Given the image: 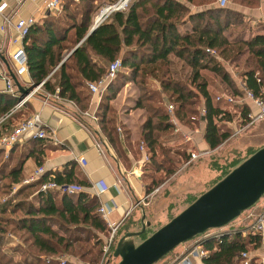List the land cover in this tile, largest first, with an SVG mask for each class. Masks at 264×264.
<instances>
[{
  "label": "trees",
  "instance_id": "1",
  "mask_svg": "<svg viewBox=\"0 0 264 264\" xmlns=\"http://www.w3.org/2000/svg\"><path fill=\"white\" fill-rule=\"evenodd\" d=\"M184 1L201 8L190 12L187 5L180 0H130L127 7L111 12L86 36L85 26L77 28L74 42L83 39L68 58L83 78L95 81L104 74L105 68L91 63L90 53L104 58L108 63L117 59L123 48L120 56L121 70H125L127 74L120 70L121 72L118 71L110 81L107 93L99 105L101 111L95 113L96 124L107 138L113 139L115 125L111 116H106L108 100L126 79L131 80L139 92L136 106L146 111L141 140L150 152V163H157L154 158L156 150L163 155V165L158 164L155 167L158 169L163 166L166 175L174 171L175 157L174 160L168 157V150L162 147L157 139L160 134L172 130V124L156 91L146 92V78L158 82L166 102L173 104L174 115L180 125L189 126L197 123L200 118L203 120V139L210 149L229 136V128L224 129L223 124L231 120V115L222 107L228 103L215 99V95L207 90V83H211V80L208 81L200 71L206 69L212 72L219 83L227 85L234 94L240 96L242 91L222 63L237 61L246 53L244 63L247 65L242 73L245 88L254 95H261L264 87V33L241 39L234 36L233 29H229L241 24L244 26L241 13L217 5L212 6L214 0ZM235 1L242 5L255 3V0ZM185 20L190 24L189 31L178 32L177 26ZM33 27L36 26L29 27L22 40V47L26 70L32 85H35L59 62L62 45H59V41L49 29L46 31L48 41L37 44L30 38ZM54 45L56 50H52ZM206 49L213 50L215 55L208 53ZM170 56L176 57L189 68L185 78L173 76ZM66 65L63 62L57 67V78L54 82H51L49 77L44 80L43 89L54 93L56 86L57 96L81 103L86 96L75 90L65 71ZM215 87L216 90L219 89ZM199 101L200 109H203L202 115H199V109L196 107ZM248 108L246 102L240 103V121L244 122ZM4 110L0 108V116L7 112ZM10 115L0 121V133L11 129L5 127L10 121ZM14 147L5 158L1 157L0 150V180H9L7 185H0L1 195L8 193L4 190H8V187L22 179L20 172L25 151L17 154ZM177 155L182 156V159L188 158L184 151H177L173 156ZM176 162H179V159ZM45 180L47 175L42 174L30 183L20 184L10 197L0 201V264H59L56 260L45 259L58 257L56 254L67 250H74L79 257L85 258L92 256L94 250L99 252L97 247L102 241L96 238L95 231L103 232L106 226L97 209L94 211L96 204L93 198L80 193L81 190L70 193L57 190L61 193L57 198L54 192H51L54 189L39 190V185ZM48 180L81 187L66 176L55 174ZM10 234L16 236L23 244L20 250L23 258L18 261L2 249L5 237ZM259 244V234L241 236L239 232L232 233L224 236L220 242H204L203 247L207 254L202 260L206 264H233L240 251L255 249ZM33 259L40 262H33ZM86 262H89V259H86Z\"/></svg>",
  "mask_w": 264,
  "mask_h": 264
},
{
  "label": "crops",
  "instance_id": "2",
  "mask_svg": "<svg viewBox=\"0 0 264 264\" xmlns=\"http://www.w3.org/2000/svg\"><path fill=\"white\" fill-rule=\"evenodd\" d=\"M43 1L0 0V4H2L0 9V108H4L5 112L7 111L0 117L11 114L10 118L8 117L10 121L5 126L8 129L23 118L38 114L45 132L50 136L37 140L25 138L8 149H0L5 156L13 146H15L14 151L17 154L25 151L20 172L22 179L16 185L19 186L20 184L32 182L23 183L25 178H28L35 168L41 166L44 170L43 175H47V179L56 174L66 176L71 182L79 183L81 185L80 193L92 197L95 201L96 207L94 211L100 205L110 209L107 215L109 222L118 223L120 227L124 225L133 227L136 225V222L148 225L149 214L161 211L173 198L170 197V194L167 196L163 195V197L157 196L156 193V195L154 193L152 195L147 194L151 189L160 184L157 183V180L165 174L163 166H159L158 169L155 167L158 164L163 165L162 161L164 157L156 150L154 158H156L157 163H150V157L145 162L140 160L141 152L137 145L141 140V128L145 119V111L143 108L136 106L137 89L131 80L126 79L108 100L106 116H111L113 119L115 130L113 139L107 138L105 133L96 124L95 113L101 109L99 105L101 104L102 97L107 93L109 83L99 92L90 93L86 83L92 80L83 78L76 71L73 63L68 60L71 52L83 39L74 42L75 30L81 28V26H85L87 28L86 36L98 16L99 12L97 13L95 10L91 14V8L88 6L93 5V9H95L97 2H99V5H97L99 7L101 4L105 5V2L111 1L110 3H112L115 0H83V2L87 3L88 6L85 9L88 10L83 9L82 12H75V7L81 0L78 2L62 0L58 9L53 11H46L43 7ZM180 1L187 5L190 12L200 10L201 8L200 6L191 5L184 0ZM211 5L215 6V3H211ZM233 10L241 13L244 22V27L240 32L233 33L234 36L247 39L254 34L264 33V0H255V3L249 7L239 6ZM83 12L85 17L82 19ZM29 16L34 19L33 26H36L30 32L32 40L36 41L37 44L48 41L46 31L49 29L59 41V45H62L59 62L56 66L49 69L47 75L35 85H32L33 83L29 78L27 70L21 75H15L14 65L10 60V54L18 45L17 42H12V39L16 37L13 22L18 18H27ZM189 29L190 24L186 20L177 26V31L181 33L189 31ZM56 49L54 45L52 50ZM122 52L123 48L118 53L117 59L120 60ZM170 58L173 76L185 78L189 68L176 57L170 56ZM63 62L67 64L65 71L74 84L75 90L81 91L86 96V99L81 103H75L68 98L57 96L56 86L54 93H49L43 89L42 83L45 79L49 77L51 82L55 81L57 78L56 69ZM90 62L100 68H105L107 64L104 58L93 53H90ZM232 63H235V61ZM233 68L237 70L235 67ZM245 69L246 66L244 64V68L237 70L241 78ZM120 70L121 68L119 72L124 71V74H127L125 70ZM200 74L206 77L208 81H212L211 83L208 82L206 86L209 92L214 94L219 91L216 90L215 86L219 88L222 84L214 81V77H217L212 72L202 69ZM3 77L11 79L14 93H10L5 89ZM148 80L151 82L150 85L154 87V91L158 94V98L163 101L164 107L166 98L160 90L158 82L152 78H148ZM18 87L26 91L34 87L36 88L35 93L29 96L22 105L14 107L19 97L23 95L18 90ZM262 92H264V87L262 88ZM248 106L250 107L249 104ZM196 107L197 109L201 108V101L198 102ZM203 123V120L200 118L197 123L189 124V126L179 124L181 128L179 134H174L170 130L168 133L160 134L158 137V143L168 150V157L170 156L173 160V157H175V161L173 162L175 167H178L179 163L183 160L180 158L182 156H173L177 151L179 153L184 151L188 157L189 152L194 149L210 150L203 139ZM184 135H186V139ZM81 157L84 159V163L79 161ZM176 159H179V162H176ZM183 176L184 174L180 173L176 177L174 186L178 185L179 182H183ZM193 178L195 180V187H198V185L201 187V183L203 186L213 181L211 180L213 173L204 171L199 175H193ZM174 186L172 190L175 188ZM180 186L183 185L181 184ZM161 188H159V191H161ZM167 189H170V186ZM191 191H189L190 193L188 192L190 195L192 194ZM51 192H54L57 198L61 196V193L57 190ZM193 196L196 197L194 194ZM263 209L264 195L247 212L257 214ZM107 229L106 226L105 230L107 231ZM105 230L103 232L95 231L96 238H100V242L106 235ZM127 231L132 230L126 228L123 230V233ZM100 244H98V249L100 248ZM21 248H23V244L16 236L10 234L5 237L2 249L15 261L23 258L22 252H20ZM26 257H29V255H26Z\"/></svg>",
  "mask_w": 264,
  "mask_h": 264
},
{
  "label": "built area",
  "instance_id": "3",
  "mask_svg": "<svg viewBox=\"0 0 264 264\" xmlns=\"http://www.w3.org/2000/svg\"><path fill=\"white\" fill-rule=\"evenodd\" d=\"M62 0H44L43 7L46 11H53L58 9ZM72 2H78L79 0H71ZM129 0H115L112 3L105 5L98 13V16L94 20V24L98 25L101 23L105 17L117 10H123L127 7ZM217 6L225 7L227 5V0H216ZM2 4H0L1 9ZM34 19L29 16L27 18H18L13 22V28L16 33V37L12 39L13 43H18L17 47L14 51L10 54V60L14 65V74L21 75L26 71L25 65V55L22 48V40L28 32V29L31 25H33ZM206 51L212 55H215L213 50L206 49ZM227 71L232 76V78L237 82L238 87L242 91V95L238 96L237 100L241 103H248L250 107L246 112L245 119L243 122V126L252 124L264 118V92L261 95H254L249 89L245 88L242 78L238 75L237 71H235L230 65H227ZM121 68V63L119 59H114L110 61L105 66L104 74L96 81H90L86 83L87 89L90 93L99 92L106 86L107 83H110L112 79L115 77L119 69ZM1 74V73H0ZM4 79L5 89L10 92L14 93V88L12 85V81L9 78ZM35 88L26 91L25 94L21 95L14 105V107H18L22 105L25 100L35 93ZM235 98V97H234ZM232 96L220 94L215 97V99H222L226 103H233L235 101ZM237 100L235 102H237ZM165 105V111L168 116L169 122L172 124V132L174 134L180 133V126L175 118L174 115V106L172 103L167 102ZM203 114V109H199V115ZM5 118V115L0 117V121ZM242 126V127H243ZM241 127V126H240ZM239 127V128H240ZM239 129L234 130V133L238 132ZM46 137H50L45 132V129L42 125V122L39 119L38 114L31 115L21 121H19L15 126L11 127L5 133H0V149H8L13 144L25 139V138H33V139H43ZM186 139V135H184ZM97 148V147H96ZM139 151L141 152V161L145 162L149 160V151L147 147L140 143L138 147ZM208 152L204 150L199 153H194L193 151L189 152V156L187 160H185L184 164H187L192 159L196 158L200 154H205ZM81 163H84V159L81 157L79 158ZM44 173L43 167L35 168L30 176L24 180V182L34 181L38 179ZM48 189L58 190L60 192H74L80 191L81 187L77 185H67V184H57L51 180H45L41 182L39 185V190L45 191ZM110 209L100 205L97 208V213L99 216L104 220L107 226V233L100 244V252L102 255L110 253L111 247L115 244V232L117 231L118 223L109 222L107 220V215L109 214ZM245 218H248L249 221L245 222L242 227L238 228L233 227L229 229V225H225L219 228H212L204 231L201 234H198L197 238L192 242L188 251L180 256V258L176 261V264H206L202 259L206 257L207 250L203 247L204 242L208 240H213L215 242H220V240L229 234L239 232L241 236H245L247 234H259L260 235V244L255 249L250 250H243L236 257V261L233 264H264V209L257 214H253L251 212H247ZM112 253V252H111ZM110 253V255H111ZM56 260L59 264H65L69 258L67 259L65 256L61 255L58 257H48L45 259L46 261L49 260Z\"/></svg>",
  "mask_w": 264,
  "mask_h": 264
},
{
  "label": "rangeland",
  "instance_id": "4",
  "mask_svg": "<svg viewBox=\"0 0 264 264\" xmlns=\"http://www.w3.org/2000/svg\"><path fill=\"white\" fill-rule=\"evenodd\" d=\"M110 2L111 1L105 2L106 3L105 5L109 4ZM205 2H207V1H205ZM78 3H77V6L75 7V9H76L75 12H77V11L82 12L83 9L88 10V9H85L88 6L85 1L83 2V0H81V2L79 4ZM214 3H215V5H217L216 0H214V2H212V4H214ZM97 5H99V2H97ZM97 5L95 4V7H96L95 9H93V5L88 6L89 8H91V12H92L91 14H93V12H95V10L98 13L105 6V5L101 4L98 7ZM251 5H242V4L237 3V1H235V0H227V5L224 8L235 9L239 6L249 7ZM82 14H83L82 19H83L85 17V14H84V12ZM73 21L75 22V20H73ZM242 27H244V26L241 24L235 28L232 27L229 29H233L232 30L233 33L236 34V33H238L239 29H241ZM246 57H247V54H244V55L240 56L239 59L237 61H235V63H231L229 61H223L222 64L225 67V69H227L226 66L229 64L232 68L235 67L237 70H240V69L244 68V64H245L244 59ZM218 58L221 59L220 57H218ZM246 65L247 64H245V66ZM237 70H235V71H237ZM214 81L217 83L218 79L214 77ZM215 82H213V84H215ZM150 83L151 82L148 79H146V81H145L146 92H147V90L152 91V92L154 91V87L151 86ZM135 87H136V85H135ZM136 89H137V87H136ZM218 90L219 91L214 93V94H216L215 97L217 95L224 94V95H230L233 98L235 97L234 98L235 101L237 100V98H239L238 95L234 94L225 84H222V86H219ZM138 94H139V92L137 89V95ZM235 101L233 103H228L226 105H222V107L226 108L227 111L231 115V120L223 124L224 129L229 128V131H230L229 136L223 142H221L219 145H217L214 149H210V150L204 149V150H207L208 152H206L205 154L198 155L196 158L192 159L187 164H184L185 160H187V159H183L179 163V166L175 167L172 175H170L171 173L168 175H166V174L162 175L160 177V179L157 180L158 181L157 183H160V184L158 186L154 187L153 189H151L147 193V194H151V195L153 193L154 194L156 193L157 196L159 195L161 197H163V195L167 196L170 194V197L173 199L170 200L167 203V205L165 206V208L162 209L161 211H156V213L151 212L149 214V217H148L149 218V221H148L149 224L145 225V223H142L144 225V231L141 234L133 236L130 238L134 244L139 243L142 239H144L145 237L150 235L154 230H156L158 227H160L161 225L166 223L172 216L176 215L180 210H182L188 203H190L195 198V196H193V194L196 195V197H197L201 192L206 190L208 188V186H210L211 182H214V181L218 180L219 178H221L226 172H228L231 168H233L238 163H240L243 159L248 157L253 151H255L257 148L264 145V118L262 120L254 122L252 124L243 126L244 125L243 122L240 121V119H239V115H240L239 106H240L241 102H239V100H237V102H235ZM164 109H165V105H164ZM145 115H146V111H145ZM237 129H239V131L234 133V130H237ZM3 133H5V132H3ZM140 143L145 145V143L142 140H140L138 142L137 147H139ZM204 150H197V149L195 150L194 149L193 152L199 153V152H202ZM148 153L150 155V152H148ZM1 155H2L1 157H3V158L6 157L5 155H3V153ZM204 171H208L210 173L211 172L213 173V178L211 179L213 181H211L210 183H206L203 186L201 183V185H200L201 187H199V185L197 184L198 187L197 186L195 187V180L193 178V175H195V174L199 175V174L203 173ZM180 173L184 174V176L182 177L183 182H179L178 183L179 187L177 188L178 185L174 186V181L176 180V177L179 176ZM8 183H9L8 179L3 178L0 180V185H7ZM23 183H24V181H23ZM16 184L12 185L10 188L8 187V190L6 188L4 190V191H8V193H6V194L1 195V191H0V201L6 199L7 197H10L13 194L14 189L16 187H18ZM181 184L183 186H180ZM163 185H164V187H162ZM168 186H170V189H167ZM173 186L175 188L172 190ZM159 188H161V191H159ZM190 190H192L191 195L189 194ZM157 191H159V192H157ZM199 191H200V193H199ZM247 210L241 212L237 217H235L233 220H231L227 224V225H229L228 226L229 229L236 227L238 225V223H240V224L237 227L240 228V227H242V225L245 222L249 221L248 218H245ZM142 222H144V221H142ZM142 224H140L139 222H136V225H134L133 227H127V225L120 227L118 224L117 231L115 232V240L114 241L116 242L117 238L122 235L124 229L129 228L132 231H139ZM119 227H120V231H119ZM105 233H107V232H105ZM197 237L198 236H195L189 240H186V241L178 244L172 250H170L168 253H166L163 257H161L159 260L154 262L153 264H176V261L180 258V256H182L183 254H185L188 251L190 245L192 244V242ZM111 248H112L111 249V252H112L114 246H112ZM74 252H75L74 250H72V251H70V250L60 251V253L56 254V255L57 256L63 255L67 259L69 258L70 260H68L66 264H72L73 262H75L76 264H115L118 261V257H113L111 252H110L111 255H110V253L102 255L100 252V249H99V252L94 250V253H92L93 255L86 257V258L84 256L79 257V255L75 254ZM86 259H89V262L90 261L91 262L90 263L86 262ZM38 261L39 260L33 259V262H38ZM35 264H38V263H35Z\"/></svg>",
  "mask_w": 264,
  "mask_h": 264
},
{
  "label": "water",
  "instance_id": "5",
  "mask_svg": "<svg viewBox=\"0 0 264 264\" xmlns=\"http://www.w3.org/2000/svg\"><path fill=\"white\" fill-rule=\"evenodd\" d=\"M96 26L93 24L88 33ZM18 90L26 93L25 89L18 87ZM263 195L264 145L139 243L134 244L130 238L144 231L143 224L139 231L123 233L112 250V256L118 257L115 264H153L178 244L208 229L225 226Z\"/></svg>",
  "mask_w": 264,
  "mask_h": 264
}]
</instances>
